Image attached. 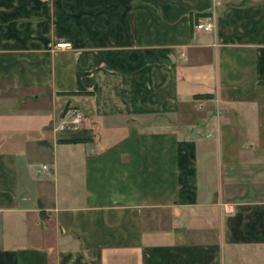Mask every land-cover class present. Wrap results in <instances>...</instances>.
Instances as JSON below:
<instances>
[{
    "label": "crops",
    "instance_id": "obj_1",
    "mask_svg": "<svg viewBox=\"0 0 264 264\" xmlns=\"http://www.w3.org/2000/svg\"><path fill=\"white\" fill-rule=\"evenodd\" d=\"M0 264H264V0H0Z\"/></svg>",
    "mask_w": 264,
    "mask_h": 264
},
{
    "label": "built area",
    "instance_id": "obj_2",
    "mask_svg": "<svg viewBox=\"0 0 264 264\" xmlns=\"http://www.w3.org/2000/svg\"><path fill=\"white\" fill-rule=\"evenodd\" d=\"M195 27L199 30H204L207 32L214 31L215 24L213 21H208L204 23H197ZM59 47H70L71 43L70 42H61L58 43ZM86 119V116L84 115L83 112H81L78 109H74L72 114L70 115V118L68 121L63 122L60 126V130H65V129H71V130H76L79 129L82 122Z\"/></svg>",
    "mask_w": 264,
    "mask_h": 264
},
{
    "label": "rangeland",
    "instance_id": "obj_3",
    "mask_svg": "<svg viewBox=\"0 0 264 264\" xmlns=\"http://www.w3.org/2000/svg\"><path fill=\"white\" fill-rule=\"evenodd\" d=\"M75 108H70L67 112H66V114L63 116V117H65L64 119H65V121H66V119L68 118V120H69V118H70V115L72 114V112H73V110H74ZM81 111V110H80ZM82 112V111H81ZM67 120V121H68Z\"/></svg>",
    "mask_w": 264,
    "mask_h": 264
}]
</instances>
